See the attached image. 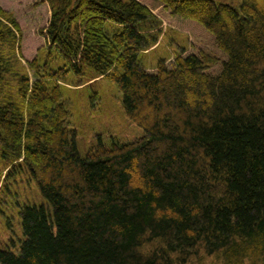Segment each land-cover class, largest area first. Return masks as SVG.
Returning a JSON list of instances; mask_svg holds the SVG:
<instances>
[{
    "label": "trees",
    "instance_id": "obj_1",
    "mask_svg": "<svg viewBox=\"0 0 264 264\" xmlns=\"http://www.w3.org/2000/svg\"><path fill=\"white\" fill-rule=\"evenodd\" d=\"M43 1L50 45L28 62L36 79L18 78L20 98L3 86L20 1L15 14L0 5V204L16 199L0 264L264 263V0H157L211 45L154 70L141 54L158 20L143 1ZM70 72L114 81L145 134L81 154L61 91ZM20 175L44 203L22 202Z\"/></svg>",
    "mask_w": 264,
    "mask_h": 264
},
{
    "label": "rangeland",
    "instance_id": "obj_2",
    "mask_svg": "<svg viewBox=\"0 0 264 264\" xmlns=\"http://www.w3.org/2000/svg\"><path fill=\"white\" fill-rule=\"evenodd\" d=\"M19 1L17 15L21 22L22 35L20 40L8 43L3 48V54L11 64V73L6 77L3 86L7 94L17 98H20L18 78L28 76L32 81L36 79L35 71L28 62L36 56L42 58L49 48L50 43L40 34V30L47 25L51 16V8L43 0H0V5L15 14L13 5H17ZM141 1L149 6L158 20L155 22L154 32L149 28L145 30L148 37L154 34L157 40L154 47L141 54L142 63L148 70H154L162 58L166 59L167 63L173 62L179 52L191 50L194 42L211 45V35L193 20H184L172 15L157 0ZM215 1L238 3L240 0ZM61 84L62 98L68 109L67 122L69 128L77 132L78 149L81 154H85L100 139L106 144H110L113 139L131 142L145 134L143 128L127 116L118 85L104 75L78 77L70 72ZM6 163L0 158V173L3 175L0 180V192L7 172ZM17 179L22 202H45L35 181H31L27 175H20ZM15 200L11 195L7 201L0 204L1 212L5 215L0 216V236L4 239H9L11 234L10 230L5 228V222L8 216L15 214L12 210V203ZM220 260L218 256L204 261L193 258L188 264H221Z\"/></svg>",
    "mask_w": 264,
    "mask_h": 264
}]
</instances>
